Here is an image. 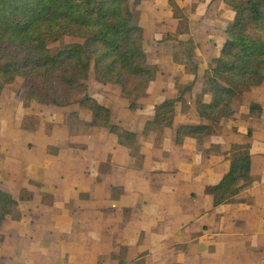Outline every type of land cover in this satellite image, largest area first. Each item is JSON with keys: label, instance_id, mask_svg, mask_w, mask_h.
I'll return each mask as SVG.
<instances>
[{"label": "crops", "instance_id": "0c3cea01", "mask_svg": "<svg viewBox=\"0 0 264 264\" xmlns=\"http://www.w3.org/2000/svg\"><path fill=\"white\" fill-rule=\"evenodd\" d=\"M169 2L144 0L136 7L142 8L138 23L145 30L144 44L146 40L151 42L145 48L154 64L159 62L151 48L154 41L161 40L164 34L177 33L183 18L174 13L173 6L168 8ZM175 2L184 10L188 23L187 29L179 32V40L191 38L196 47L201 43L212 51L211 61L219 56L227 38L225 29L234 20L235 12L223 0ZM193 2H199L195 10L191 7ZM167 57L169 62L174 59ZM209 66L198 65L196 72L188 69L174 95L167 94V90L174 86L171 78L181 75L179 66L164 75L159 70L146 93L153 94L158 88L161 98L139 129L118 120L120 126L137 133L143 155L140 164L131 150L119 143L116 134L104 127L98 131L100 126L94 124L92 113L85 122L79 114L80 129H71L70 125L65 140L56 131L46 133L40 125L24 129L22 123L27 117L15 122L11 130H3L0 174L6 182L4 189L19 204L16 217L9 216L3 222L8 226V219H13L12 234L1 231L7 234L8 243L0 245L4 251L0 258L4 255L9 264H29L31 248L46 256V261L35 259L34 264H62L63 259L67 264L79 259L93 264L95 239L96 244L100 243L96 249L100 250L101 264L109 263L111 245L130 250L136 247L138 251L181 249L174 253L176 260L171 259L172 253L153 252L148 255L147 264H264V83L234 98V116L217 123L221 130L215 124L213 133L201 143L187 137L178 144L176 130L182 124L207 122L197 115L193 103L197 95L211 101L206 84L204 94L185 95L192 104L188 113L182 112L180 103L177 105L173 127L143 134L156 104L178 96L180 85H190L197 76L201 79ZM159 78L164 80L153 87ZM120 92L122 95L121 87ZM92 95L111 109L113 121L114 107ZM122 100H126L124 96ZM252 103L261 105L260 116L250 114ZM127 105L123 120L129 121L131 109ZM177 120L181 123L177 124ZM13 121L10 119V123ZM233 144L250 147L251 181L231 201L214 205L213 195L206 193L205 188L219 183L229 171ZM18 146L27 148L22 161L14 163ZM27 149L31 151L27 153ZM11 178H17V183H7ZM23 191L28 193L26 197H22ZM142 234L150 238L148 243L140 240Z\"/></svg>", "mask_w": 264, "mask_h": 264}, {"label": "trees", "instance_id": "16d2710c", "mask_svg": "<svg viewBox=\"0 0 264 264\" xmlns=\"http://www.w3.org/2000/svg\"><path fill=\"white\" fill-rule=\"evenodd\" d=\"M142 1L135 0L134 6ZM223 1L235 18L225 29L227 38L219 56L204 75L211 101L197 95L193 102L197 115L207 122L180 125L178 144L187 137L201 143L215 124L234 116V98L264 83V0ZM67 38L77 40L66 43ZM144 41L145 30L129 0H0V100L5 88L22 78L30 83L28 99L59 107L78 104L89 110L94 124L116 134L140 164L137 133L112 121L111 109L90 93L88 82L93 68L96 81L119 85L122 95L131 100L129 108L136 110L135 99L146 94L159 71ZM54 43L62 46L54 51ZM192 91V84L180 85L178 96L156 104L143 134L173 127L177 105L183 113L192 108L185 96ZM261 113V105L252 103L250 114ZM31 122L25 118L22 127L38 126ZM249 148L233 144L229 171L219 183L205 188L214 205L231 201L250 183ZM18 204L11 192L0 188V226L7 217H16Z\"/></svg>", "mask_w": 264, "mask_h": 264}, {"label": "rangeland", "instance_id": "374dc122", "mask_svg": "<svg viewBox=\"0 0 264 264\" xmlns=\"http://www.w3.org/2000/svg\"><path fill=\"white\" fill-rule=\"evenodd\" d=\"M131 5L134 7L135 14L137 21L139 20L140 15H143V12L141 13V9H136L137 6H134L135 0H129ZM170 4L168 5V8L171 6L174 7V13L179 16L183 17L179 24V29L177 33L172 34H164L163 40H155L153 43V46L151 47L153 50V55L155 54V57L159 59L158 68L160 71H164V73H167L169 70L175 71V67L178 65L179 70L178 72L181 75L174 76L175 80L174 86L169 88L167 90V94L174 95L177 93L178 85L180 84L181 79L183 78V74L185 72H188V69L192 70L194 66L197 65H210L211 63V56L212 51L209 49H206L204 45L201 43H198V47L195 46L193 43V40L191 38H188L186 40H179V32H183L187 29L188 23H187V16L184 13V10L181 9L179 6H177V3L175 0H169ZM197 1V0H196ZM199 5V2H193L191 7L193 10L197 8ZM162 17L165 19V16L162 15ZM76 38H67L65 41L66 43L76 41ZM189 41V42H188ZM147 46H151V42L145 43ZM62 46V43H54L51 45L52 50H57L59 47ZM204 46V47H203ZM199 48V49H198ZM167 55H171L174 57L172 62L168 61ZM154 57V58H155ZM152 62V61H151ZM186 66L184 67V65ZM183 65V66H182ZM183 68V69H182ZM172 73V72H171ZM173 77V75H172ZM199 79V76L196 77V79L191 82L193 85V92L192 93H198V94H204L205 88L208 86L207 81L205 80L204 76L201 75ZM161 80H164V78H159L157 80V83L153 87L159 86ZM167 80L169 79V75L167 77ZM89 87H90V93L96 94L97 97L106 104H109L114 107L115 110V118H113V121L121 124V122L129 123L135 126L137 129H139V126L143 123L144 118L149 114V112L152 111L154 103L158 101L161 98V90L158 88H154L153 94L146 93L145 95L138 97L135 99V103H137V109L131 110L130 113V119L123 120V114H126V110L128 109V105L131 103V100L126 99L122 100L123 96L120 92V87L113 84H105L102 85L95 79L94 70L92 68L89 76ZM206 84V87H205ZM196 86V89H195ZM30 87V83L22 78H19L14 84L8 86L4 92V96L2 98V101L0 102V136L2 137L3 130H11L15 122L19 121V119L27 117V121H32L31 123H37L38 126L40 125L41 129L48 132H57V135L59 138H63L64 140L67 137V129L71 125V129L78 130V128L81 126V116L82 115V121H87L85 119H91V112L87 109H81V107L78 106V104H73L66 107H59L54 105H45L40 104L35 100H31L27 98V90ZM202 93H201V92ZM188 95L191 93H187ZM187 95V96H188ZM129 100V101H128ZM77 108L79 109L78 111ZM80 114V115H79ZM80 117V118H79ZM183 117V116H182ZM189 117V116H188ZM10 119H14L12 123H10ZM120 120V121H118ZM180 120V119H179ZM177 120V124H180L181 122ZM95 121V120H94ZM219 130H221V127L216 124ZM80 129V128H79ZM98 131L101 132V127H98ZM36 140V139H35ZM33 144H29L31 147ZM27 147L18 146L17 148V155L16 160L14 161H22L23 150ZM31 151V149H27L28 151ZM30 155V154H29ZM12 182L13 184L17 183V178L13 179L11 178L9 182ZM4 186H6V182H4L1 178L0 174V188L4 189ZM6 190V189H5ZM8 191V190H7ZM27 192L23 191L22 197L27 196ZM131 210H127L128 213H130ZM109 212V211H108ZM8 226L7 223L4 225V223L0 226V245L2 246L7 241V234H12L11 229L13 227V224L10 222V220H13L11 218L8 219ZM4 225V227H3ZM7 227V229H5ZM4 228V229H2ZM2 230L8 231L7 234H1ZM139 238L141 241L148 243V240L150 238H147V235L142 234L139 235ZM100 243L96 244V240L94 239V250L92 251V254L94 257V263H96V258H98V264H101V258L98 257V254L100 253V250H97V246H99ZM28 246V245H27ZM112 247L109 250V254L107 256L109 263L108 264H147V258L149 254H153V252H159L160 255H167V253H172L171 259L176 260L175 254H178L181 252V249H178L177 251L173 250L166 251L164 249L162 250H144V251H138L136 247L132 248L131 250L129 247H123L121 249H118V247L111 245ZM4 251L0 249V254ZM11 252V251H10ZM84 252V251H82ZM70 253V251H68ZM29 255H30V262L29 264H34V260L37 259V261H46V256L44 254L40 255L37 254V252L29 249ZM4 258H0V264H9V262H6L5 256ZM68 258V255L67 257ZM165 258V257H164ZM85 260L79 259L74 264H90L85 263ZM62 264H67L66 259H63ZM92 264V263H91ZM176 264V263H175Z\"/></svg>", "mask_w": 264, "mask_h": 264}]
</instances>
